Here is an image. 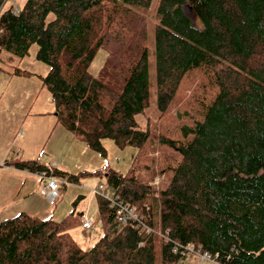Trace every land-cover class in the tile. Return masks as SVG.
Wrapping results in <instances>:
<instances>
[{
  "label": "trees",
  "instance_id": "trees-1",
  "mask_svg": "<svg viewBox=\"0 0 264 264\" xmlns=\"http://www.w3.org/2000/svg\"><path fill=\"white\" fill-rule=\"evenodd\" d=\"M8 1L0 0V72L29 76L14 63L37 44L57 123L103 156L105 139L137 149L126 173L84 175L104 177L151 231L129 222L109 235L116 209L99 197L105 234L86 250L71 235L82 226L75 211L61 220L22 212L0 222V264H157L158 252L161 264H180L188 246L217 255L219 264H264V0H159L161 119L180 103L187 76L202 72L193 96L202 118L182 126L183 139H153L135 120L150 105L145 14L153 0ZM100 49L107 56L94 76ZM152 145L162 149L160 160ZM3 166L79 178L37 160ZM158 175L160 184H151Z\"/></svg>",
  "mask_w": 264,
  "mask_h": 264
},
{
  "label": "rangeland",
  "instance_id": "rangeland-1",
  "mask_svg": "<svg viewBox=\"0 0 264 264\" xmlns=\"http://www.w3.org/2000/svg\"><path fill=\"white\" fill-rule=\"evenodd\" d=\"M24 2L25 0L8 1L16 3L19 7ZM158 4L159 0H153L150 10L145 14L149 34L150 105L144 113L136 116L135 120L141 129L150 130L153 139L160 133L183 139L182 126H193L195 120L202 118L193 102L194 97L199 96L201 92L196 88L202 80V72L196 71L187 76L178 92L180 103L172 114L161 119L157 106L155 77V15ZM187 11L192 15L190 10ZM37 52L38 45L33 44L29 54L14 63L30 72L29 76L0 72V222L15 217L22 211L41 219L52 217L55 220H61L75 211L79 217L84 215L95 224L90 230L84 231L81 226L71 231L77 244L87 250L105 234L99 216V196L93 195L91 190L101 184L105 189L103 193L107 192L109 198L114 196L115 191L104 177L86 176L84 171L112 169L126 173L137 154V149L132 146L119 148L110 139H105L102 144L107 153L103 156L58 124L51 94L43 87V78L47 75L49 66L37 59ZM6 56L7 53L2 56V66L10 69L11 66L5 61ZM106 56L107 51L100 49L90 66L92 75L98 76ZM152 147L158 148L154 155L160 160L162 149L155 145ZM29 160H37L48 166L55 163L57 169L78 176V181L73 183L67 178L59 177L60 195L56 202L52 203L40 193L43 180L39 174L3 166L5 161ZM162 179L163 177L158 175L151 184L159 185ZM121 227L122 225L116 222L106 232L112 235ZM190 262L217 264L210 260L197 263L196 256H193ZM157 264H161L159 252ZM180 264L186 262L182 261Z\"/></svg>",
  "mask_w": 264,
  "mask_h": 264
},
{
  "label": "built area",
  "instance_id": "built-area-1",
  "mask_svg": "<svg viewBox=\"0 0 264 264\" xmlns=\"http://www.w3.org/2000/svg\"><path fill=\"white\" fill-rule=\"evenodd\" d=\"M39 175L41 176L42 179L45 180V183L41 189V194L45 195L51 202H55L60 195V192H59L60 180L57 177L50 175L45 171L41 172ZM157 183L158 181H156V184ZM104 190L105 189L103 185L100 184L96 188L92 189L91 193L93 195H97L107 200L110 203V205L116 209L115 217L118 223L125 225L129 222H134L140 226H143L147 232L151 231L150 227H148L147 225L143 223L142 218L138 215L134 207L121 201L119 198V195H116L115 193L112 198H109L107 192L103 193ZM81 224L85 230H90L95 225L91 219L85 216L81 218ZM159 235L161 234L159 233ZM186 252H187V257L185 260L186 264H192L190 262V259L193 256L197 257L198 259L197 263H200L203 260H210V261H213L219 264L217 262V258H218L217 255H211L209 253L195 251L193 246H188L186 249Z\"/></svg>",
  "mask_w": 264,
  "mask_h": 264
},
{
  "label": "crops",
  "instance_id": "crops-1",
  "mask_svg": "<svg viewBox=\"0 0 264 264\" xmlns=\"http://www.w3.org/2000/svg\"><path fill=\"white\" fill-rule=\"evenodd\" d=\"M51 100H52V97H51ZM53 101V100H52ZM77 141V140H76ZM55 164V163H54ZM54 164H49V167H53V168H56V164L54 165ZM25 172H27V171H25ZM27 173H29V172H27ZM33 174H35V175H37L36 173H33ZM43 181H42V187H43V185H44V183H45V180L44 179H42ZM42 187H40V193H41V189H42ZM50 201V200H49ZM51 202V201H50ZM22 212H24V211H22ZM21 212V213H22ZM24 213H26V212H24ZM81 216H84V215H81Z\"/></svg>",
  "mask_w": 264,
  "mask_h": 264
}]
</instances>
